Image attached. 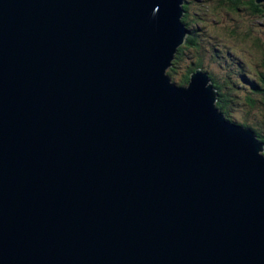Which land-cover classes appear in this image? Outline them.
<instances>
[{
  "label": "water",
  "instance_id": "water-1",
  "mask_svg": "<svg viewBox=\"0 0 264 264\" xmlns=\"http://www.w3.org/2000/svg\"><path fill=\"white\" fill-rule=\"evenodd\" d=\"M184 4L0 0V264H264V143L167 75Z\"/></svg>",
  "mask_w": 264,
  "mask_h": 264
},
{
  "label": "trees",
  "instance_id": "trees-1",
  "mask_svg": "<svg viewBox=\"0 0 264 264\" xmlns=\"http://www.w3.org/2000/svg\"><path fill=\"white\" fill-rule=\"evenodd\" d=\"M187 0V3L183 5L184 8V18L183 22L187 25V27L191 31V39H194V37L198 36L200 33L202 35L203 32L211 31L212 34L217 37L220 41H224L226 43H229L231 54L237 58V60H240L243 62V66L246 71L250 70L253 74H250L251 77L255 78L254 82L255 84L249 85L251 88V91L253 94L258 97L259 95L263 96V101H261V104L264 108V51L263 55L259 57V61L261 64V67H259V71H256L258 67L251 62H248V58H250V55L246 51V46L252 45L255 48V51H259L260 49L264 48V31H244V33H241L239 37H237V32L235 30H230V28L234 26H239L240 21L242 19V14H248L253 17H263L264 18V9L262 8L263 5L257 4L255 0ZM195 8L199 10L197 13ZM187 18V19H186ZM228 20V22H226ZM231 22V24L229 23ZM195 26L201 27V29H196ZM258 26L261 27V29L264 27V24H258ZM191 27H194V30H191ZM210 32V33H211ZM261 33V37H258L257 34ZM207 34V32H206ZM208 35V34H207ZM207 35L205 38H207ZM209 36V35H208ZM257 36V37H256ZM255 37V38H252ZM199 41H190L187 42V44L182 45L178 49V53L175 56V60L172 63V67L167 71V75L170 76L172 81L175 82V73L179 64V61L181 59V56L184 51H186L191 45H198ZM210 43V42H209ZM198 54V53H196ZM196 54L194 56H196ZM184 60L185 56L183 57ZM193 62L189 65L190 69L183 74V77L181 78L179 84L180 86H188L190 83V75L196 70H202L204 73L207 71L204 68L203 59L199 56L194 59L192 58ZM252 65V66H251ZM243 70V69H242ZM255 71L257 75L259 76V79L256 78ZM209 73V72H207ZM229 75V72H227ZM230 76V75H229ZM208 77L210 81L212 82L214 88L218 89V85L216 83V80L214 77H212L211 74H208ZM228 82V79H227ZM236 84V83H235ZM220 88V87H219ZM233 88V86H232ZM221 89V88H220ZM234 89V88H233ZM219 93V90H218ZM254 99V98H253ZM237 100V93L234 92V100ZM226 97L224 93L218 94V103L216 104L219 110L225 115L226 119L229 121L232 120V109L231 106L235 103ZM258 101L255 99L252 107L256 106V103ZM263 118L262 126L260 128L250 126L249 124L245 122H241V124L244 127L252 128L260 141L264 143V113L261 115Z\"/></svg>",
  "mask_w": 264,
  "mask_h": 264
},
{
  "label": "rangeland",
  "instance_id": "rangeland-1",
  "mask_svg": "<svg viewBox=\"0 0 264 264\" xmlns=\"http://www.w3.org/2000/svg\"><path fill=\"white\" fill-rule=\"evenodd\" d=\"M194 1L193 4H196L194 3ZM195 10L197 13L199 12L198 8H195ZM241 16L242 19L240 21V24H238L239 26L236 25L230 28L231 31L235 30L237 32V37L239 39L241 38L239 37V35L241 33H244V31H264V27L261 29V27L258 26V24H264L263 17H253L248 14H242ZM226 22H228V20ZM229 23L231 24L230 21ZM195 28L201 29V27L199 26H195ZM191 30L193 31L194 27H191ZM205 32H207V34L209 35H207V38L201 39V41L197 42L198 45H191V47H189L186 51L183 52L174 76V78L176 79L174 83L180 86L179 82L183 77V74L190 69L189 65L193 62L192 58L194 57L195 59L200 56L203 59L205 70L209 72V74H211L212 77H214V79L216 80V83L218 85L217 90H219L218 94L224 93L226 97L230 101H232V103H235L230 108L232 109V120L240 122V125H242L241 122H245L250 126L260 128V126H262L261 122L263 121L261 115L264 113V108L261 104V101H263V96L259 95L258 97H256V95L253 94L251 91L249 85L255 84V78L250 76V74L253 73L250 70L246 71L243 66V62L237 60V58H235L231 54L230 48L232 47L229 46V43L220 41L217 37L212 34L211 31H208L207 29ZM198 36H201V34L199 33ZM257 36L263 39L261 33H258ZM217 48L219 49L218 51L215 50ZM246 51L250 55V58H248L247 61L256 65L258 67L256 71H259V67H261V64L258 56L261 57L263 55L264 48L260 49L257 52L255 51V48L252 45L248 44L246 46ZM195 54L196 56H194ZM184 56L187 62L184 60ZM256 71V78L259 79V76L257 75ZM227 72H229L230 76L227 74ZM232 86L234 89L232 88ZM234 92L237 93L236 101H233ZM255 99L258 102L256 103L255 107H252Z\"/></svg>",
  "mask_w": 264,
  "mask_h": 264
},
{
  "label": "clouds",
  "instance_id": "clouds-1",
  "mask_svg": "<svg viewBox=\"0 0 264 264\" xmlns=\"http://www.w3.org/2000/svg\"><path fill=\"white\" fill-rule=\"evenodd\" d=\"M186 1V3H187V0H185ZM199 1V0H198ZM260 5H263L264 6V2L263 3H259ZM193 6H194V4H193ZM185 13V12H184ZM183 18H184V15H183ZM182 22H183V20H182ZM184 23V22H183ZM185 24V23H184ZM185 26L187 27V25L185 24ZM188 28V27H187ZM188 30H189V34L187 35V37H186V40H185V43H184V45L185 44H187V42H190V41H201V39H203V38H205L206 37V32H203L202 33V35L201 36H196V37H194V39H191L190 38V36H191V31H190V29L188 28ZM216 51H218L219 49L217 48V49H215ZM196 71H201L202 73H204V71H202V70H196ZM196 71H194L193 73H191V75L192 74H194ZM204 74H206V75H208L209 73H204ZM191 75H190V79H191ZM170 77V76H169ZM242 81H243V79H242ZM173 83H174V81H172ZM246 82H249V81H246ZM212 83V82H211ZM175 84V83H174ZM177 85V84H176ZM178 86V85H177ZM189 86V85H188ZM188 86H179V87H188ZM214 89H216V88H214ZM217 90V89H216ZM217 95H218V91H217ZM217 103H218V101H217ZM216 103V104H217ZM224 115V114H223ZM225 116V115H224ZM226 118V117H225ZM230 122V121H229ZM240 122H237V121H234V123L233 124H236V125H240L239 124ZM247 128V127H246ZM249 129H252V128H249ZM253 130V129H252ZM254 131V130H253Z\"/></svg>",
  "mask_w": 264,
  "mask_h": 264
},
{
  "label": "bare ground",
  "instance_id": "bare-ground-1",
  "mask_svg": "<svg viewBox=\"0 0 264 264\" xmlns=\"http://www.w3.org/2000/svg\"><path fill=\"white\" fill-rule=\"evenodd\" d=\"M187 19V18H186ZM231 123H234L233 121L229 120ZM240 126H243V125H240Z\"/></svg>",
  "mask_w": 264,
  "mask_h": 264
}]
</instances>
